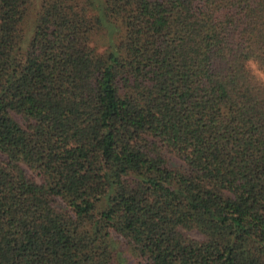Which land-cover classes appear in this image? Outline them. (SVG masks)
Returning <instances> with one entry per match:
<instances>
[{"label":"trees","instance_id":"1","mask_svg":"<svg viewBox=\"0 0 264 264\" xmlns=\"http://www.w3.org/2000/svg\"><path fill=\"white\" fill-rule=\"evenodd\" d=\"M0 264H264V0H0Z\"/></svg>","mask_w":264,"mask_h":264},{"label":"rangeland","instance_id":"2","mask_svg":"<svg viewBox=\"0 0 264 264\" xmlns=\"http://www.w3.org/2000/svg\"><path fill=\"white\" fill-rule=\"evenodd\" d=\"M189 233L192 235V236H200V234L195 231V230H192V231H189Z\"/></svg>","mask_w":264,"mask_h":264}]
</instances>
